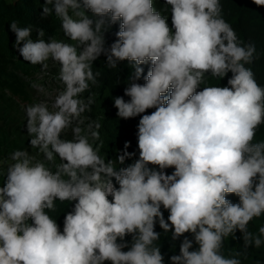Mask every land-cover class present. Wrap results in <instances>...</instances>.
<instances>
[{"label": "clouds", "instance_id": "9594fccd", "mask_svg": "<svg viewBox=\"0 0 264 264\" xmlns=\"http://www.w3.org/2000/svg\"><path fill=\"white\" fill-rule=\"evenodd\" d=\"M159 2L44 0L42 18H58L68 42L43 29L34 41L30 26L10 22L19 56L40 66L30 87L45 99L21 105L28 148L0 158V264H165L162 234L168 264H243L264 246V224L249 230L264 217L256 45L240 40L221 0ZM101 56L109 69L131 66L113 107L121 121L139 118L136 150L126 141L115 158L86 115ZM50 75L52 91L40 82ZM57 201L70 205L62 225L50 215ZM229 238L242 250L225 256Z\"/></svg>", "mask_w": 264, "mask_h": 264}, {"label": "trees", "instance_id": "16d2710c", "mask_svg": "<svg viewBox=\"0 0 264 264\" xmlns=\"http://www.w3.org/2000/svg\"><path fill=\"white\" fill-rule=\"evenodd\" d=\"M44 0H0V102L5 99L7 93L11 95L24 96L26 78H31L40 71V66H32L25 62L19 53L13 47L15 42V34L9 30L11 21H18L21 27H31V38L37 39V29L45 31V38L54 36L57 39L64 38L60 30V21L54 15L48 18H42V6ZM223 8V17L236 30L238 37L244 43H255L259 58L252 64L251 67L256 74L258 83L264 86V7L257 6L253 0H221ZM157 10L163 7V0L154 5ZM171 18L169 14V24ZM119 24L114 25L107 33V41L110 44L115 39V32L118 30ZM67 39V38H66ZM68 42V41H67ZM101 56L93 64V71H99L98 84L92 86L90 91L95 93V103L92 106V111L86 113L92 120H98L101 124L100 137L103 140L102 152H106L109 158H115L116 150L123 149L126 141L131 142V147L128 151H134L137 148L136 125L139 118L121 121L116 117V109L113 107L112 97L122 96L124 88L127 86V76L132 70L126 62L120 64L116 69H109L105 66ZM145 74L148 66L142 65ZM230 75V74H229ZM119 81L120 84H117ZM143 83V80L140 81ZM211 83H220L218 80H213ZM221 84H226V79L221 81ZM89 95L88 92L84 96ZM125 100L129 99L124 97ZM151 111V110H149ZM9 118L8 112L0 108V119L4 122ZM5 134L3 127L0 124V134ZM264 139V126L257 132V140ZM3 146V148H2ZM23 149V144L15 141L10 144L0 145V158H6L12 151ZM132 161H126L131 163ZM171 170H169L170 172ZM236 201V197H230ZM70 205L65 202L60 204L57 201V211L50 213L62 225L63 213L69 209ZM167 216V213H165ZM264 224V217L254 219L249 230L257 232L258 228ZM159 231V228H157ZM239 236L240 234L237 233ZM161 245V250L166 254L165 264H168L167 255H170V241L163 234L161 239L156 242ZM242 239L227 240L225 242L224 254L228 256L231 252L242 250ZM175 252L178 254V242ZM257 260L264 261V246L260 249H250L248 258L243 260V264H255Z\"/></svg>", "mask_w": 264, "mask_h": 264}, {"label": "rangeland", "instance_id": "374dc122", "mask_svg": "<svg viewBox=\"0 0 264 264\" xmlns=\"http://www.w3.org/2000/svg\"><path fill=\"white\" fill-rule=\"evenodd\" d=\"M67 37L60 38L67 42ZM51 74L55 75L57 72L56 67H51ZM37 75L24 79L25 83V93L24 96L21 97L19 95H11L10 92L7 93V96L4 100L0 102V108L8 112L9 118L4 122L0 119V124L3 127L5 134H0V145L11 144L15 141L23 144V149L28 148V137L26 135L25 125V115L21 109V105L32 103L34 101L45 99L44 96L38 94L34 89L30 87V80H35ZM44 83L46 87H48L49 91H52L60 85L58 82L52 79V76H47L44 80L40 81ZM3 148V146H2Z\"/></svg>", "mask_w": 264, "mask_h": 264}]
</instances>
